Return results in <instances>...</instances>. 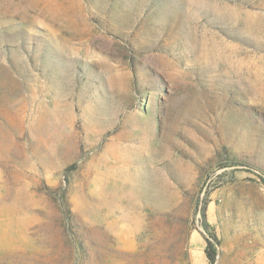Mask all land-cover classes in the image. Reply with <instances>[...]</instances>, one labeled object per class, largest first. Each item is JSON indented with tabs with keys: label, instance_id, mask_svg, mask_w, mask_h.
<instances>
[{
	"label": "rangeland",
	"instance_id": "rangeland-1",
	"mask_svg": "<svg viewBox=\"0 0 264 264\" xmlns=\"http://www.w3.org/2000/svg\"><path fill=\"white\" fill-rule=\"evenodd\" d=\"M260 177L264 0H0V264H264Z\"/></svg>",
	"mask_w": 264,
	"mask_h": 264
},
{
	"label": "trees",
	"instance_id": "trees-1",
	"mask_svg": "<svg viewBox=\"0 0 264 264\" xmlns=\"http://www.w3.org/2000/svg\"><path fill=\"white\" fill-rule=\"evenodd\" d=\"M263 184H264V178L260 177ZM61 206H62V212L68 217L71 215V211H70V206L68 204V201L65 197V195L62 196V201H61ZM205 242H206V248H205V256L207 258L208 264H215L216 261V249H215V245H217V240L216 237L214 236V234H210L208 237L205 238Z\"/></svg>",
	"mask_w": 264,
	"mask_h": 264
}]
</instances>
